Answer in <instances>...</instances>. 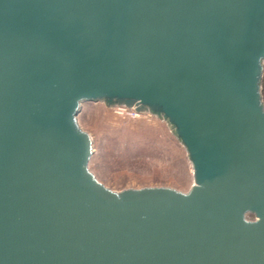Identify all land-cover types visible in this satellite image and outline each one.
Segmentation results:
<instances>
[{"label":"water","instance_id":"95a60500","mask_svg":"<svg viewBox=\"0 0 264 264\" xmlns=\"http://www.w3.org/2000/svg\"><path fill=\"white\" fill-rule=\"evenodd\" d=\"M264 0H0V264H264ZM86 102L167 123L194 182L110 188Z\"/></svg>","mask_w":264,"mask_h":264},{"label":"rangeland","instance_id":"374dc122","mask_svg":"<svg viewBox=\"0 0 264 264\" xmlns=\"http://www.w3.org/2000/svg\"><path fill=\"white\" fill-rule=\"evenodd\" d=\"M78 118L94 135L92 170L106 186L190 190L192 165L166 122L149 113L122 114L103 102L84 103Z\"/></svg>","mask_w":264,"mask_h":264},{"label":"built area","instance_id":"2783aa9c","mask_svg":"<svg viewBox=\"0 0 264 264\" xmlns=\"http://www.w3.org/2000/svg\"><path fill=\"white\" fill-rule=\"evenodd\" d=\"M115 108H117L122 114H124L125 112H128L132 114L133 116H139L141 114L133 108H126V107H115Z\"/></svg>","mask_w":264,"mask_h":264},{"label":"trees","instance_id":"16d2710c","mask_svg":"<svg viewBox=\"0 0 264 264\" xmlns=\"http://www.w3.org/2000/svg\"><path fill=\"white\" fill-rule=\"evenodd\" d=\"M262 91H263V95H264V78H263V89H262Z\"/></svg>","mask_w":264,"mask_h":264}]
</instances>
